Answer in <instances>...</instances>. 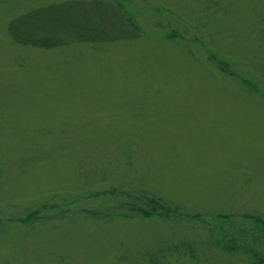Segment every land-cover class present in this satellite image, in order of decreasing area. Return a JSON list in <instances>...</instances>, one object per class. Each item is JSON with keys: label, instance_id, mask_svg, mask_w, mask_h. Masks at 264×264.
<instances>
[{"label": "rangeland", "instance_id": "374dc122", "mask_svg": "<svg viewBox=\"0 0 264 264\" xmlns=\"http://www.w3.org/2000/svg\"><path fill=\"white\" fill-rule=\"evenodd\" d=\"M141 195L188 216L141 217ZM253 211L264 0H0V264H249L191 216Z\"/></svg>", "mask_w": 264, "mask_h": 264}, {"label": "trees", "instance_id": "16d2710c", "mask_svg": "<svg viewBox=\"0 0 264 264\" xmlns=\"http://www.w3.org/2000/svg\"><path fill=\"white\" fill-rule=\"evenodd\" d=\"M63 16L64 18H62ZM59 17H61L59 19ZM63 19V20H62ZM50 24H54L58 27H71L76 26L67 15H54L50 19ZM74 28V27H73ZM72 28V29H73ZM80 30L76 31V38L85 37L83 33H79ZM39 38H30L29 35L19 37L18 40L23 43H32L40 47H52L57 44H62L61 40L57 43L59 38L54 36H47ZM54 40V43L51 42ZM87 42L91 41L85 39ZM223 68V66H222ZM244 85L249 86L250 83L246 80L242 81ZM252 88V87H250ZM107 191H98L103 193ZM111 194L119 192L115 189L110 190ZM123 192H119L121 194ZM125 194V193H124ZM132 211H136L137 215L141 217H153L159 216L166 219H183L186 218L177 205L166 203L161 201L159 198L148 195H141L139 197H133L124 203ZM52 206V205H51ZM43 210L48 205H42ZM41 207L34 208L28 211L24 216L16 217L15 219L21 222H31L39 218ZM91 214H97L95 211L88 210ZM124 217L131 215L121 214ZM134 216V215H132ZM191 219L198 220L199 222L208 224V219L212 224L209 225L210 232V243L213 247L230 253L239 254L249 259V264H264V216L259 211L244 212L239 215L234 212H220L212 215H201L199 213L191 216ZM1 223V222H0ZM177 244H171L163 250L168 251L169 249H175ZM152 261L155 259L150 257Z\"/></svg>", "mask_w": 264, "mask_h": 264}]
</instances>
